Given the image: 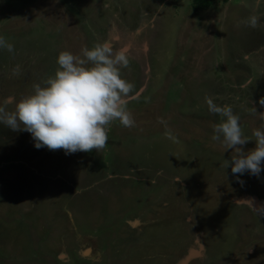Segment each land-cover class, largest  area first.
I'll return each instance as SVG.
<instances>
[{
	"label": "rangeland",
	"instance_id": "rangeland-1",
	"mask_svg": "<svg viewBox=\"0 0 264 264\" xmlns=\"http://www.w3.org/2000/svg\"><path fill=\"white\" fill-rule=\"evenodd\" d=\"M191 2L0 0L14 46L0 48V105L53 75L60 51L108 41L127 51L135 121L71 154L0 123V264H264V163L243 183L222 167L236 150L212 139L208 107L230 105L245 138L264 128V0Z\"/></svg>",
	"mask_w": 264,
	"mask_h": 264
},
{
	"label": "clouds",
	"instance_id": "clouds-1",
	"mask_svg": "<svg viewBox=\"0 0 264 264\" xmlns=\"http://www.w3.org/2000/svg\"><path fill=\"white\" fill-rule=\"evenodd\" d=\"M247 22L256 27L258 18L252 15ZM0 48L14 51L3 36ZM56 63L54 74L33 84L32 92L17 100L12 111L0 105V123L13 131L30 133L37 149H63L65 154L93 149L100 152L107 145L113 122L134 126L127 107L133 99L130 93L134 86L121 75V68L129 64L125 49L114 50L110 42H98L91 48L84 46L80 54L60 51ZM260 104L264 105V98ZM208 107L212 114L222 117L214 126L212 139L220 141L223 137L225 150H236L231 161L225 160L221 166H230L241 183L239 175L245 172L259 176L264 163V128L254 129L253 139L245 138L240 118L230 105L219 106L209 101ZM260 118L264 121V112ZM250 140L255 141V147L245 152L242 146Z\"/></svg>",
	"mask_w": 264,
	"mask_h": 264
},
{
	"label": "trees",
	"instance_id": "trees-1",
	"mask_svg": "<svg viewBox=\"0 0 264 264\" xmlns=\"http://www.w3.org/2000/svg\"><path fill=\"white\" fill-rule=\"evenodd\" d=\"M214 0H192L191 7L193 11L199 12L200 10L208 8L212 5Z\"/></svg>",
	"mask_w": 264,
	"mask_h": 264
}]
</instances>
